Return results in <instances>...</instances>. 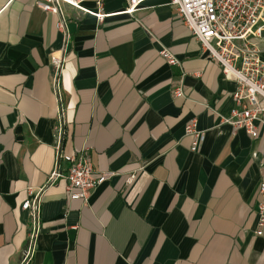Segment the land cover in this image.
<instances>
[{
  "label": "crops",
  "instance_id": "0c3cea01",
  "mask_svg": "<svg viewBox=\"0 0 264 264\" xmlns=\"http://www.w3.org/2000/svg\"><path fill=\"white\" fill-rule=\"evenodd\" d=\"M104 4V20L62 4L65 46L57 13L0 0V264H21L31 229L22 205L37 192L43 228L30 264H264V123L252 137L222 122L236 81L171 0H142L133 13L127 0ZM55 55L66 63L59 93ZM62 108V151H88L96 170L117 172L87 203L70 199L65 180L48 181ZM192 117L206 132L197 151L185 133Z\"/></svg>",
  "mask_w": 264,
  "mask_h": 264
},
{
  "label": "built area",
  "instance_id": "2783aa9c",
  "mask_svg": "<svg viewBox=\"0 0 264 264\" xmlns=\"http://www.w3.org/2000/svg\"><path fill=\"white\" fill-rule=\"evenodd\" d=\"M85 0H36V6L59 15L57 28L64 34L65 46L71 34L67 31L66 19L62 13V4H69L83 13L104 20L109 14L105 12V0H95L97 10L92 11L84 4ZM142 0H127L126 13L138 10ZM177 14L192 31L210 57L222 65V73L227 79L236 81L233 98L236 105L228 115H221L222 122L243 128L252 137H259V123H264V55L260 41L264 39V0H171ZM2 9L0 8V14ZM160 54L170 65H182V60L168 47H163ZM54 67V88L59 93L61 74L65 66V57H51ZM176 97L185 96L183 84L174 88ZM63 108L58 118L56 137L57 158L55 167L48 178L49 184L65 180L70 199H82L88 202L90 193L102 183L117 174L116 171L95 169L88 151L67 154L61 149L64 138ZM259 122V123H258ZM185 133L192 136L191 147L197 151L203 143L206 132L199 128L196 117L188 122ZM264 156V152H263ZM62 161L66 162L62 166ZM129 177V182L133 178ZM260 200L258 202V226L256 233L264 235V179L259 184ZM42 195L37 192L26 200L22 207L29 211L31 229L28 234L29 245L24 251L21 264H30L34 257L37 236L41 233Z\"/></svg>",
  "mask_w": 264,
  "mask_h": 264
}]
</instances>
